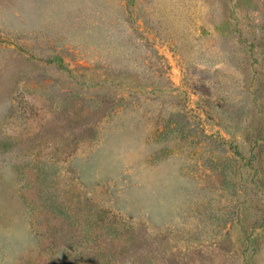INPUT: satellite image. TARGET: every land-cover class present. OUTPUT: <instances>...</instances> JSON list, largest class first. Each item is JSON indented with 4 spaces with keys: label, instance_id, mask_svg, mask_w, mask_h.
I'll use <instances>...</instances> for the list:
<instances>
[{
    "label": "rangeland",
    "instance_id": "1",
    "mask_svg": "<svg viewBox=\"0 0 264 264\" xmlns=\"http://www.w3.org/2000/svg\"><path fill=\"white\" fill-rule=\"evenodd\" d=\"M263 215L264 0H0V264H264Z\"/></svg>",
    "mask_w": 264,
    "mask_h": 264
},
{
    "label": "trees",
    "instance_id": "2",
    "mask_svg": "<svg viewBox=\"0 0 264 264\" xmlns=\"http://www.w3.org/2000/svg\"><path fill=\"white\" fill-rule=\"evenodd\" d=\"M258 226H259L260 228H263V229H264V215L259 219V221H258ZM134 245H136V244L130 245V246L132 247V249H133V246H134Z\"/></svg>",
    "mask_w": 264,
    "mask_h": 264
}]
</instances>
